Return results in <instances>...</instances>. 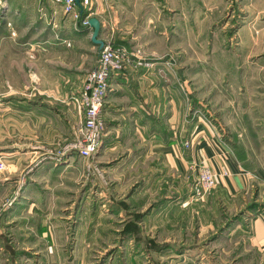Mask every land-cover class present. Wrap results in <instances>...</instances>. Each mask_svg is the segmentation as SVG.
<instances>
[{"label":"rangeland","instance_id":"rangeland-1","mask_svg":"<svg viewBox=\"0 0 264 264\" xmlns=\"http://www.w3.org/2000/svg\"><path fill=\"white\" fill-rule=\"evenodd\" d=\"M170 4L171 7L179 5L181 11L178 15L171 13L163 25L165 20H159V25L148 23L149 16L155 17L156 13L160 15V7L155 4L158 8H151V4L145 2L143 5L146 7L138 10L137 22L124 26H128L130 34L134 35L129 41L134 49H140L149 57L154 56L150 53L157 52L158 55L154 57L159 63L155 66H162L163 61L170 64L167 65L170 67L165 68L164 75L169 80L164 81V84L169 86L170 125H174L170 128L178 135L175 136L177 143L187 151L185 142L192 144L196 126L201 129V124L204 127L207 125L220 140L231 146L232 141H237L245 147L248 168L258 170L264 167V0H171ZM110 19H106L107 22H111ZM128 19L129 22L131 18ZM253 19H256V24H251L253 35L243 34V25ZM76 26L75 21L64 13L60 2L45 4L40 0H0V48L16 52L24 48L23 42L27 40H32L36 48L38 45L49 48L45 39L56 38L57 35V39L51 41L58 43L56 47L52 45L57 49L58 59L56 104L59 109L69 111L67 118L71 127V134L67 130L69 136L59 143V148L80 136L84 113L77 99L87 74L101 52L99 45L90 41L93 30L88 28L82 32ZM157 30L163 32L161 36L164 37L156 36ZM116 34L118 30H113L107 23L100 38L112 41ZM68 38L70 46L63 42ZM14 55L13 58H6L5 63L4 57L0 56V96L1 100L3 97L13 99L5 118L15 119L16 124L17 109L21 107L14 98L35 97L37 89H12L7 81L11 77L14 83L30 81L37 86V77L28 69L27 73H19V58L17 54ZM10 59L14 61L13 67L6 63ZM48 77L47 72L45 81L42 80L45 88ZM2 81L6 88L1 87ZM6 139L11 147L18 146V140L22 146L24 143L30 147L34 144L28 135L24 139L11 133ZM100 149L94 159H85L73 152V169L65 168L64 165L49 169L54 177L88 181V194L85 186L84 190H80V185L76 187L67 183V188L74 191L79 188V191H75L74 196L69 194L68 199L71 201L64 212L72 214V218L66 220L72 225L71 221L75 217L73 213L80 207L81 216L86 217L85 220L90 224V238L96 235L103 237L94 245L95 261L100 259L99 251H103L102 246L106 244V251H115L114 255L119 258L115 264H119L117 261L120 257H123V264H131L129 260L133 255L137 256L139 264L158 262L152 256L160 261L168 260L166 264H174L177 254L175 249L135 254V236L124 240L120 238L124 219L127 220L134 210L146 211L148 207L158 209L162 206L160 198L168 196V208L171 210L167 218L160 217L165 211L153 210L147 220L146 215L140 226L143 236L175 246L195 243L207 252V255H202L209 264H255L257 253L249 251L242 235L234 233L230 236L228 233L233 226L225 228L217 239L208 241L235 212L230 213L222 202L218 213L211 212L210 205L205 203L211 192L204 198L196 196L195 186L199 178L197 166L194 165L196 170H184L157 153H149L139 163V168L131 167L129 163L118 166L116 162L122 152ZM8 159L11 158H6L8 169L0 172V224L4 212L14 207L20 199L22 184L28 176ZM184 188L183 197L177 198L178 191ZM115 202H119L122 215L109 210V206ZM125 204L130 206L129 210ZM231 204L228 203L233 209ZM122 218L123 225L119 229ZM2 244L0 240V246ZM142 244L150 248L148 242L143 241ZM120 245L123 252L118 249ZM191 252L196 254L193 250ZM211 252L215 256L213 261L210 259ZM107 263L110 264L109 260Z\"/></svg>","mask_w":264,"mask_h":264},{"label":"crops","instance_id":"crops-1","mask_svg":"<svg viewBox=\"0 0 264 264\" xmlns=\"http://www.w3.org/2000/svg\"><path fill=\"white\" fill-rule=\"evenodd\" d=\"M40 2L48 4L56 1L40 0ZM145 2H149L151 8L160 7L159 16L156 13L155 17L154 15L148 17V23L151 24L159 25V20H165L161 24L163 25L167 23L171 13L175 12L178 15L181 11L179 5L171 7V0H92L91 5L86 6L91 10V17L96 16L101 20L102 29L109 23L113 30H118V34L112 40L115 45H124L131 50L140 51L146 60L154 63L152 67L131 65L111 78V89L106 95L103 108L106 128L101 148L109 151L117 149L118 152H122L120 159L116 162L118 166L129 163L131 167L139 168V163L149 153L162 154L168 162L173 161L184 170L195 169V166L204 162L214 170L217 180L215 188L205 201L210 205L211 212L218 213L220 202L226 204L227 210L230 213L235 212V215L254 199L258 203H264V167L258 170L245 168L209 126L204 127L201 124V129H197L198 125L196 126L191 138L192 144L187 151L181 149L177 143L178 139L171 144L167 141L168 139H165L164 130L168 136L172 130L170 127H174L170 125L169 86L167 83L164 84V81L169 80L164 75L166 74L164 68H167L166 61H163L160 67L155 66L159 63L154 57L158 55L157 52L150 53L154 56L149 57L145 56L140 49H134L132 43L129 42L134 35L130 34L128 26H124L137 22L138 10L146 7L143 5ZM155 4L158 7H155ZM128 18H131L129 22ZM106 19H110L111 22H107ZM144 19H146L145 16ZM252 23L256 24V19L243 25V34H252ZM157 33L156 36L164 37L161 36L163 32L159 33L157 30ZM56 39L57 35L56 38L53 36L49 40L45 39L49 43V48L42 45L36 48L32 45V40L24 41V48L16 52H7L5 48H0V56L4 57L3 63L7 60L6 58H13L14 54H17L19 73H27L28 69L37 77V86L30 81L14 83L10 80L11 77L7 81L8 85L12 89L33 87L37 89L36 96H38L14 98L18 101L17 105L21 107L17 109L16 124L15 119L5 118L10 111L9 104L13 99L3 97L0 102V156L11 158L8 161L15 167L22 168L23 173L28 175L22 184L20 199L14 207L9 208L2 215L0 236L3 238L0 240L3 244L0 246V264H108V260L110 264H115L118 257L114 255L115 251L108 254L106 244L102 246L103 251H99L100 259L94 260V245L103 237L96 235L92 237L93 239L90 238V224L85 220L86 217L81 216L80 207H77L73 213L75 217L73 216L74 219L71 221L72 225L66 221L72 218V214L67 215L64 212L67 203L71 201L68 196H74L75 191H79V188L75 191L67 188V183L76 187L80 185V190H84L83 186H85V192L88 194V181L54 177L49 171L60 165H64L65 168H75L74 160H72L73 152L60 159L57 157L61 149L58 147L59 143L68 138V134H71V127L67 118L69 111L59 109L56 104L58 59L57 49L53 46H58V43L51 42ZM102 40L107 42L105 38ZM90 41L94 44L91 39ZM63 42L71 45L69 38L64 39ZM117 42L120 43L116 44ZM6 63L12 67L15 65L11 59ZM97 63L98 60L93 68ZM47 72L49 77L45 88L42 80L45 81ZM1 87L6 88L4 81L1 82ZM11 133L24 139L28 135L29 139H33L34 144L30 147L24 143L22 146L18 140V146L11 147L6 141ZM173 134L174 137H178L174 130ZM184 191L185 188L183 191H178L180 194L177 193V198L183 197ZM167 197L160 198L162 202L160 208L152 207L148 211L146 220L150 213L153 214V210L165 211L160 214V217L167 218V213L171 210L168 208L170 200ZM228 203H232L233 209ZM115 213L122 215L121 210ZM246 218L247 225H244V221H238L228 233L230 236L234 233L241 234L249 251L257 253L255 264H264V207L251 212ZM122 223L123 218L119 222V229ZM4 243L10 247L7 248ZM118 249L123 252L121 245ZM203 256L201 254V257H195L193 253L175 254L173 262L174 264H206V257ZM122 259L123 257H120L117 262L123 264ZM129 261L131 264H139L135 255L130 257Z\"/></svg>","mask_w":264,"mask_h":264},{"label":"built area","instance_id":"built-area-1","mask_svg":"<svg viewBox=\"0 0 264 264\" xmlns=\"http://www.w3.org/2000/svg\"><path fill=\"white\" fill-rule=\"evenodd\" d=\"M63 5L64 13L69 15L78 27V21L81 18V12L76 0H54ZM92 0H84V6H90ZM89 13L82 21L83 26L89 27ZM166 67H170L168 61ZM131 65L149 67L154 66L142 56L140 51L129 49L124 45H115L113 41H107L101 49L96 67H94L86 76L83 89L80 92L79 102L84 113L83 126L80 129V136L74 142H70L62 147L57 157H61L77 152L85 159H94L100 151L101 143L105 133V120L103 118V108L105 98L111 89V78L120 72H123ZM163 70V69H162ZM165 71V68H164ZM1 102V96H0ZM185 146H191L189 141ZM199 172L198 182L195 186V193L198 198H204L216 186V174L214 170L204 162L197 166ZM8 169L6 158L0 156V172Z\"/></svg>","mask_w":264,"mask_h":264},{"label":"trees","instance_id":"trees-1","mask_svg":"<svg viewBox=\"0 0 264 264\" xmlns=\"http://www.w3.org/2000/svg\"><path fill=\"white\" fill-rule=\"evenodd\" d=\"M83 2H84V0H81V3H80V5L82 7V11L80 10V7L78 6L79 10L81 12V18L78 21V27L77 28L80 31H82V30L86 31L87 27L83 26L82 21L91 11L90 9H87L84 6ZM119 43L120 42H117L116 44H119ZM164 134H165V136H164L165 139L166 140L168 139L167 141H169L170 144L177 141V138L174 137L173 130H170L168 136H166V130H164ZM222 142L227 148H229L232 151V153L235 154V156L239 159V161L243 164V166L245 168L250 169V168H248V165L246 163L247 153H246L245 147L243 145L239 144L237 141H235V143H233V141H232V143H231L232 146L230 144H228L227 142H225L224 140ZM119 202H121V200ZM119 202H118V204H119ZM118 204L116 202L111 204L109 206L110 211L117 212L121 208V206L119 207ZM125 206L127 207L126 209H128V210L130 209L129 205L125 204ZM262 207H264V203H258L255 199L252 200L238 214H236L230 218L228 217L225 220V222L221 225L219 232L210 236L208 238V241L213 240V239H217L219 237L220 233L223 232V230L225 228L228 229L231 226H234L238 221H241V222L244 221V225H247V218L246 217L249 216L251 212L257 211L259 208H262ZM150 209H151V207L148 208V210H146V211H141V210L135 211L134 210L130 214V217L127 218V220L125 219V221H124V228H123V230H121V238L125 239V238H131L132 236H135V238L137 240V242L134 245L135 254H142V253H147V252L148 253L152 252V254L153 253H160V252L165 251L168 248H172V249H175V252L177 254H185V253L186 254H189V253L192 254L191 250H193V252L196 253V254H193L195 257H197V256L200 257L201 254L207 255V252L202 247H200L199 245H197L195 243L194 244H181V245L175 246L169 242L159 243L155 240V238H152L150 236H147V237L143 236L142 231H141V227H140L142 225L141 222L144 220V217L147 215V213ZM2 238L3 237L0 236L1 240H2ZM143 241L148 242L150 245V248H147L146 246H142ZM206 242H207V240H206ZM4 244L7 245L6 243H4ZM8 247H10V246L7 245V248ZM203 251H205V253ZM109 253L110 252H108V254ZM154 258L158 261L156 263L154 262V264L169 263L168 260H166V262H164V261H160V259L157 258L156 256H152V259H154ZM210 259H212V261L215 260V256L213 255L212 252H211ZM206 264H209V262H206Z\"/></svg>","mask_w":264,"mask_h":264},{"label":"water","instance_id":"water-1","mask_svg":"<svg viewBox=\"0 0 264 264\" xmlns=\"http://www.w3.org/2000/svg\"><path fill=\"white\" fill-rule=\"evenodd\" d=\"M77 5L80 7V10L82 11V7L80 5L81 0H76ZM90 28L92 29V36H91V40L92 42H94L95 44L99 45V49L101 50L104 45H105V41H103L100 38V33L102 31V23L101 20L96 17V16H92L89 19V27H87V29Z\"/></svg>","mask_w":264,"mask_h":264}]
</instances>
